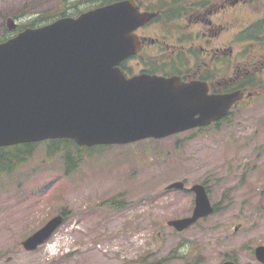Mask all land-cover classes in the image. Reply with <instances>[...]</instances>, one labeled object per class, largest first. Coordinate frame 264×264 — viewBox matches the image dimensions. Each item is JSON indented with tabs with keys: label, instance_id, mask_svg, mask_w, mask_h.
<instances>
[{
	"label": "rangeland",
	"instance_id": "1",
	"mask_svg": "<svg viewBox=\"0 0 264 264\" xmlns=\"http://www.w3.org/2000/svg\"><path fill=\"white\" fill-rule=\"evenodd\" d=\"M92 4L0 0V42L13 35L9 18L17 17L22 26L31 21L43 26L61 13L77 15ZM250 20L255 34L253 39L242 36L238 56L240 69L250 59L263 64L250 90L255 97L246 98L219 127L93 148L82 153L71 174L66 172L65 149L52 156L55 147L40 143L24 163L1 176L0 264H141L162 259H168L165 264H222L226 259L261 264L255 250L264 246V44L255 35L264 25L256 31L262 20ZM73 152L75 157V148ZM175 182H185L188 190L204 184L218 212L177 233L168 222L191 216L195 196L167 191ZM122 198L123 208L109 205ZM62 213L67 217L56 234L38 250L25 251L23 242Z\"/></svg>",
	"mask_w": 264,
	"mask_h": 264
},
{
	"label": "water",
	"instance_id": "2",
	"mask_svg": "<svg viewBox=\"0 0 264 264\" xmlns=\"http://www.w3.org/2000/svg\"><path fill=\"white\" fill-rule=\"evenodd\" d=\"M154 15L122 0L28 28L0 44V147L71 139L80 147L127 145L206 127L225 118L246 95L208 96L175 78H128L120 64L140 51L134 33ZM11 30L16 28L10 19ZM249 95H252L249 93ZM184 182L166 190L182 191ZM191 216L168 222L183 233L214 214L204 184L191 188ZM59 215L23 242L36 251L64 224ZM264 264V246L255 250ZM223 264H235L226 261Z\"/></svg>",
	"mask_w": 264,
	"mask_h": 264
},
{
	"label": "flooded vegetation",
	"instance_id": "3",
	"mask_svg": "<svg viewBox=\"0 0 264 264\" xmlns=\"http://www.w3.org/2000/svg\"><path fill=\"white\" fill-rule=\"evenodd\" d=\"M94 1L86 0L87 3ZM118 1L122 0H109L107 3L103 0L102 5L89 6L85 12ZM133 1L140 13H150L154 17L134 32L140 42V52L120 64L128 78L143 74L175 78L184 85L205 91L208 96L249 89L246 84L249 77L255 78L258 67L263 64L260 59L257 62L250 59L248 62L251 64H245L240 69L238 50L239 45L244 43L243 35L253 39L255 23L250 19L264 22V0ZM259 8L263 10L261 14L256 12ZM10 19L15 22L14 30L9 27ZM16 20L17 17L7 20V28L13 34L7 40L28 28L40 27L32 21L30 25L22 26ZM245 100L246 97L232 110ZM222 122L209 126L219 127ZM209 126L196 130L203 131Z\"/></svg>",
	"mask_w": 264,
	"mask_h": 264
},
{
	"label": "trees",
	"instance_id": "4",
	"mask_svg": "<svg viewBox=\"0 0 264 264\" xmlns=\"http://www.w3.org/2000/svg\"><path fill=\"white\" fill-rule=\"evenodd\" d=\"M114 1V0H110ZM105 2H109V0H105ZM93 4H96L95 6L102 5L103 1H94ZM92 4V6H93ZM91 6V7H92ZM64 13H61L60 15H63ZM264 22H260L256 24V31L257 26H261ZM263 35V36H262ZM255 40H261V43L264 44V30H262L261 33H258L255 35ZM255 78L249 77V81H252V83H246L247 86L251 88H255V84L257 82V78L259 77L257 74L254 75ZM247 81V80H245ZM245 85V84H244ZM243 85V86H244ZM228 119V118H227ZM226 119V120H227ZM38 144H26V145H19L9 148H0V177L5 176L7 174H10L14 171L15 167L19 166L21 163H24L29 157L32 156L34 148ZM51 146H54V151L50 150V155H54L62 150V148L65 149V163H66V172L67 174H71L76 169V163L79 164L80 159H82V153L86 151H90L91 149L87 148H80L78 147L74 141H68V140H58L51 142ZM74 148L77 151L76 156L74 157L73 151ZM95 149V148H94ZM73 152V153H72ZM123 196V195H122ZM110 206L123 208L125 206V199L122 198L121 200L113 199L109 203ZM218 212V207H215V212ZM65 217H67V213H62ZM168 259H162L158 261H153L150 263H147V261H142L141 264H165V262Z\"/></svg>",
	"mask_w": 264,
	"mask_h": 264
}]
</instances>
